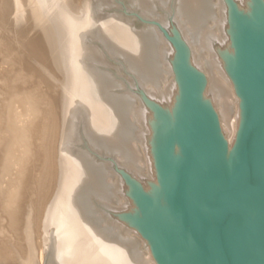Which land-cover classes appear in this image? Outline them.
Masks as SVG:
<instances>
[{
  "label": "bare ground",
  "instance_id": "6f19581e",
  "mask_svg": "<svg viewBox=\"0 0 264 264\" xmlns=\"http://www.w3.org/2000/svg\"><path fill=\"white\" fill-rule=\"evenodd\" d=\"M135 1L145 6L154 4V0ZM235 2L240 9L251 12L252 0H235ZM227 4L224 0H178L176 18L184 34L183 40L191 49V63L203 74L206 81L202 95L210 100L220 133L227 144V136L232 139L233 143L230 147L232 150L241 121L239 97L224 66L220 50L231 45L228 33L230 11L228 1ZM85 12L87 13L81 19L69 15L67 11L61 12L64 19L65 41L67 45L73 44L72 49L67 48L70 52L67 55L70 54L71 57L68 71L70 101L63 134L65 156L61 185L48 219L47 263L160 264L142 232L121 216L114 220L98 208L96 200L104 204L112 203L124 208H132L137 201L131 188H127L129 196L124 199V181L113 174L107 163L96 161L88 153L85 154L76 148L73 143L81 125L89 141L98 150L112 153L133 175L140 179L144 177L142 179L145 182H138L145 190L160 187L152 144L155 111L148 100L145 105L144 101L142 102L135 95L117 90L123 85L100 66V63H105L107 58L104 57L103 50L93 45L91 40L101 41L112 54L122 56L148 96L173 111L177 105L181 86L173 64L167 59L169 46L155 28L138 30L123 18H107L98 11L96 4L90 5ZM34 125L33 127L36 126ZM44 133L52 143L53 130ZM17 136L19 137L18 134ZM11 139L14 142V137ZM13 193L16 194L15 191ZM14 204L13 199L7 204L11 206L9 210L6 209L9 215H13L17 210L13 211ZM22 207L20 208L23 209ZM16 216L14 215L15 218ZM51 217L54 219L53 222H50ZM29 218L33 217H27V223ZM30 241L29 239L28 242ZM7 248L3 249L7 251ZM32 250L34 253L32 258L37 261L35 245ZM43 255V253L40 255V259ZM9 257L11 258V255Z\"/></svg>",
  "mask_w": 264,
  "mask_h": 264
},
{
  "label": "water",
  "instance_id": "95a60500",
  "mask_svg": "<svg viewBox=\"0 0 264 264\" xmlns=\"http://www.w3.org/2000/svg\"><path fill=\"white\" fill-rule=\"evenodd\" d=\"M228 2L231 45L220 50L239 97L233 149L175 29V111L144 94L155 111L160 187L145 190L121 169L137 203L117 214L146 236L160 264H264V0H252L251 12Z\"/></svg>",
  "mask_w": 264,
  "mask_h": 264
},
{
  "label": "rangeland",
  "instance_id": "374dc122",
  "mask_svg": "<svg viewBox=\"0 0 264 264\" xmlns=\"http://www.w3.org/2000/svg\"><path fill=\"white\" fill-rule=\"evenodd\" d=\"M227 1L224 0L226 5ZM92 4L98 5V11L107 18H123L135 29L155 28L169 46L167 59L170 64L177 53L175 29L184 39L182 28L176 18L178 0H154L151 6H145L135 0H0V110L4 112L0 111V135L2 136L4 132L3 137L0 136V264H48V219L61 185L65 156L63 134L70 101L68 71L71 57L67 53H70L68 51L73 47V44L67 45L65 41L64 19L61 12L67 11L69 15L81 19ZM91 43L103 50L104 57L108 59L105 58L107 63H100V66L123 85L117 90L131 93L145 104L147 99L144 94H148L124 58L112 54L97 39H92ZM4 104H8L7 108ZM52 130L54 139L51 143L44 132ZM13 137L14 142L11 141ZM227 141L229 147H232V139L227 136ZM73 143L76 148L85 154L88 153L96 161L107 163L113 174L124 181V199L129 196L127 188L130 186L122 170L134 176L139 182H145L143 176L140 179L121 165L118 157L98 150L89 141L81 125ZM12 199L15 204L17 203L13 205V211L17 210L13 215H9L7 211L11 206L7 204ZM96 202L100 211L114 220L120 216L117 213L131 209L120 205L119 209L118 204L115 206L112 203L104 204L97 200ZM14 215H17L16 218ZM29 216L34 219L29 218L27 223ZM53 218H50V222H53L55 219ZM33 245L37 251V261L32 258ZM5 247H8L7 251L3 249ZM42 253L43 260L40 259ZM2 254H5V259ZM25 255L27 257H24Z\"/></svg>",
  "mask_w": 264,
  "mask_h": 264
}]
</instances>
